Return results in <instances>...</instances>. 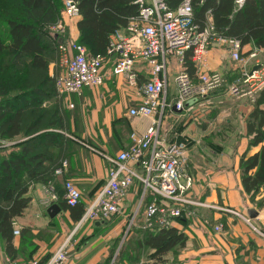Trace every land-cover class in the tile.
Wrapping results in <instances>:
<instances>
[{
    "label": "crops",
    "instance_id": "crops-1",
    "mask_svg": "<svg viewBox=\"0 0 264 264\" xmlns=\"http://www.w3.org/2000/svg\"><path fill=\"white\" fill-rule=\"evenodd\" d=\"M77 19L70 26L74 40L79 36ZM226 40L213 42L200 64L194 63L191 55L195 68V73L191 74L193 78L197 79L201 72H217L224 79L223 86L207 98L191 102L182 113L166 111L164 136L168 141H188L186 172L194 180L188 196L200 204L186 208L190 212L186 219L171 220L172 227L182 232L187 240L185 248L165 258L166 264H264V237L255 233L241 217L226 211L233 210L246 217L253 210L257 216L252 218V224L264 230V188L253 197L245 192L241 181L242 158L254 156L264 146V142L252 145L254 136L248 130L264 87L256 93L231 92V87L240 79V70L255 66L252 60L247 66L236 62L232 58L231 40ZM253 52H257L258 60L264 63V50L251 46L241 50L242 54H247L244 59ZM188 58L187 53L184 66L173 59L167 71L169 101L176 96V74L183 67L188 70ZM138 71V89L121 78L112 77L107 70V80L102 87L86 91L89 93L53 98L52 103L44 104L43 108L54 109L55 113L58 110L61 115L67 112V128L72 135L67 134L66 142L60 139L61 143L56 141L48 148L56 155L64 153L55 174L49 180L38 176L30 183L25 195L28 207L16 220L15 229L29 231L31 249L29 244L25 245L17 258L18 264H25L27 258L32 263L39 259L50 260L65 243L68 264L106 263L113 241L123 233L126 222L137 210L142 187L130 189L124 213L111 225L92 222L84 216L109 180L111 158L128 148L132 134L141 135L149 125V120L129 115V111L142 101L140 89L148 81L146 66L139 67ZM258 108L264 113V101ZM58 129L43 132L62 134ZM19 142L20 139L4 145L12 149ZM67 181L73 182L82 194L84 214L79 221L66 207L64 185ZM54 205L60 212L51 217L48 211ZM139 221H143L142 218ZM218 225L223 226L220 233L215 232ZM20 239L16 237L18 249ZM9 261L1 246L0 264ZM143 264L151 263L144 260Z\"/></svg>",
    "mask_w": 264,
    "mask_h": 264
},
{
    "label": "trees",
    "instance_id": "trees-1",
    "mask_svg": "<svg viewBox=\"0 0 264 264\" xmlns=\"http://www.w3.org/2000/svg\"><path fill=\"white\" fill-rule=\"evenodd\" d=\"M0 1L4 6V9L0 7V56H8L14 65L13 68L26 66L31 72L27 75L30 77L28 80L18 84V92L16 85L10 80L0 82V245L5 257L17 263V258L25 245L29 244L31 249L27 229L20 232V249L16 246L17 236L14 234L16 220L23 216L28 207L29 200L25 195L31 181L37 180L38 176L49 180L55 174L54 171L61 163L64 153L56 155L48 148L56 141L61 143L60 139L67 141V137L64 138L62 134L43 132L55 127H58V130L67 128L65 112L62 116L59 110L55 113L54 109L43 108L46 102L52 103L53 98L63 97L57 94L55 86L59 72L45 81L33 79L34 72H46L51 63L47 57V41L49 38L54 40L50 29L62 22L64 0ZM73 1L79 9L76 21L79 32L77 41L93 56H106L111 36L117 30L124 29L129 20L140 11L137 4L139 0ZM163 1L169 9L176 10L185 0ZM191 4L194 23L201 31L211 21L215 35L238 41L241 50L247 46L264 50V0H245L238 10L235 9V0H191ZM188 54L187 71L191 75L195 73V68L191 63V52ZM241 56L247 54L241 53ZM39 86V90L50 86V93L40 92ZM262 101L264 93L248 123L249 134L254 136L252 145L264 142V113L258 108ZM19 139L20 142L12 149L4 145ZM241 170L242 186L247 194L254 197L264 188V146L254 156L242 158ZM149 198H146L143 207L150 203ZM66 207L75 220L79 221L83 217L82 204L75 207L66 204ZM118 217L114 216L104 223L109 226ZM130 221L126 222L124 231ZM128 234L127 239H130L124 243L115 264L139 262L141 255L138 251L134 255L130 252V255L126 256L129 244L134 242L138 250L147 252L146 262L166 264L165 258L170 253L185 248L187 240L178 229L163 227L157 222V217L150 227L144 221H138L130 228ZM118 239L113 241L111 253L105 264L112 262L115 242ZM132 256L135 258L132 259ZM29 260L27 258L25 264H32ZM48 260L37 261L38 264H47Z\"/></svg>",
    "mask_w": 264,
    "mask_h": 264
},
{
    "label": "built area",
    "instance_id": "built-area-1",
    "mask_svg": "<svg viewBox=\"0 0 264 264\" xmlns=\"http://www.w3.org/2000/svg\"><path fill=\"white\" fill-rule=\"evenodd\" d=\"M245 0H235V9H240ZM139 14L132 17L128 25L117 30L110 40L106 56H93L86 47L72 38H66V27L58 23L51 29L58 38L60 73L55 86L59 96L82 93L86 89L102 87L107 80L106 71L112 77L123 79L130 87L138 89V68L146 66L148 81L140 89L143 99L129 111L133 118L149 120L141 135H131V144L115 158H111L109 180L96 199L88 207L86 220L104 223L124 213V203L131 188L142 187L143 195L137 205L128 229L142 220L151 226L157 222L163 227H172V219H186L187 207L200 205L189 198L194 180L187 174L188 141H168L163 133L167 112L182 113L191 102L207 98L224 84L217 72H201L197 79L186 69L175 76L176 96L168 100L167 71L173 59L184 66L185 55L191 52L194 63L204 62L213 42H227L213 33V26L201 31L194 23L191 0H185L176 10L169 9L163 0H139ZM64 19L75 20L79 9L73 0H64ZM232 58L240 64L249 61L257 70H240V79L231 87L232 93L243 90L256 93L264 87V63L253 52L247 59L241 56L238 41H230ZM247 66V65H246ZM58 173H61L59 170ZM65 202L70 207L82 203V194L71 181L65 182ZM150 203L145 204L146 198ZM143 212L141 213V211ZM241 217L253 231L264 237V230L252 224L249 216H240L236 211L226 210ZM223 226L215 227V232ZM15 236L20 230L15 229ZM69 256L65 243L47 264H68ZM8 264H15L10 262ZM32 264H38L34 261ZM143 264V263H140Z\"/></svg>",
    "mask_w": 264,
    "mask_h": 264
},
{
    "label": "rangeland",
    "instance_id": "rangeland-1",
    "mask_svg": "<svg viewBox=\"0 0 264 264\" xmlns=\"http://www.w3.org/2000/svg\"><path fill=\"white\" fill-rule=\"evenodd\" d=\"M0 7L2 9H4L3 8L4 6H2L1 1H0ZM72 21L73 20L67 21V19H62L61 23H63V25L66 27V30H67L66 35H65L66 38H72V36H71L72 34L70 32V26H72V24H73ZM50 32L54 38V40L49 38L48 39L49 42L47 41V44H48L47 57L51 61V63H50L46 72H44V73L34 72L33 73V79H43L45 81V79L48 80V79H51L52 76H56L57 71L60 73V69L58 67V61H59L58 38L55 37V33L52 29H50ZM261 59H262V57H261ZM13 67H14V65H13L12 61L8 58V56H6V55L0 56V82L3 80H10L14 85H16V91L18 92L19 91L18 84H23L24 81H26L30 78L29 76H27L29 74L30 70L26 66L25 67L20 66L18 68H13ZM39 89H40V86L38 87V90ZM39 91L43 92V93H50L51 88H50V86H46V87L41 88V90H39ZM86 91L91 92V89H86L82 93H89ZM64 112L66 113L65 119H66V126H67L68 115H67L66 111H64ZM50 117L53 120L51 114H50ZM52 120H51V122H52ZM60 132H62V136L64 138H66V137L69 138L67 136V134L70 136L72 135L70 130L69 129L67 130V128H66V130H60ZM128 233H129V229L127 227L125 229V231H123V233L120 234L121 237H119V239L115 242V246H114L115 250L113 251L112 262L110 264H115L118 256L120 255L121 250L124 247V243L130 239V238L127 239L128 235H129ZM0 247H1V245H0ZM137 251L140 252V255H141L139 262L137 264L143 263L144 260L146 261L147 252L143 253L140 250H138L137 246L135 245V242L129 244L128 253H126V256L130 255V252H133V255H134ZM131 258L134 259L135 256H132ZM130 262H132V261H130Z\"/></svg>",
    "mask_w": 264,
    "mask_h": 264
},
{
    "label": "water",
    "instance_id": "water-1",
    "mask_svg": "<svg viewBox=\"0 0 264 264\" xmlns=\"http://www.w3.org/2000/svg\"><path fill=\"white\" fill-rule=\"evenodd\" d=\"M259 67L258 66H256V67H254V71L255 70H257ZM49 214H50V216L51 217H54V216H56L59 212H60V208L58 207V206H56V205H54V206H52L50 209H49ZM257 216V213L255 212V211H249V217L250 218H255Z\"/></svg>",
    "mask_w": 264,
    "mask_h": 264
}]
</instances>
